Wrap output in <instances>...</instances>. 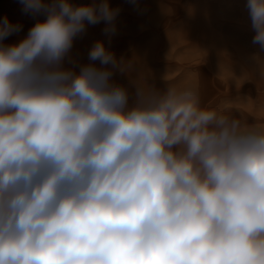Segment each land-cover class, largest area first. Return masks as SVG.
<instances>
[{"label":"clouds","instance_id":"9594fccd","mask_svg":"<svg viewBox=\"0 0 264 264\" xmlns=\"http://www.w3.org/2000/svg\"><path fill=\"white\" fill-rule=\"evenodd\" d=\"M20 2L46 18L15 44L0 19V264H264V121L193 84L130 101L103 41L65 68L87 25L115 30L109 0ZM246 6L264 49V0Z\"/></svg>","mask_w":264,"mask_h":264},{"label":"rangeland","instance_id":"374dc122","mask_svg":"<svg viewBox=\"0 0 264 264\" xmlns=\"http://www.w3.org/2000/svg\"><path fill=\"white\" fill-rule=\"evenodd\" d=\"M90 4L92 0H72ZM119 9L115 30L105 22L87 25L65 58L64 67L78 71L88 53L103 41L131 70H114L113 82L135 99L136 84L164 91L167 84H193L204 104L232 111L252 123L264 121V49L255 35L247 0H109ZM21 26L5 44L27 36L46 17L24 12L20 0H0V19ZM259 58V60H257ZM97 66L99 62H95ZM111 67V66H109Z\"/></svg>","mask_w":264,"mask_h":264}]
</instances>
